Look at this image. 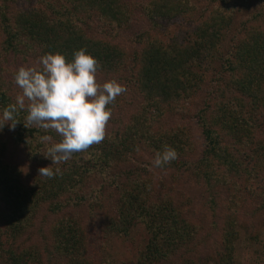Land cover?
<instances>
[{
	"label": "trees",
	"instance_id": "1",
	"mask_svg": "<svg viewBox=\"0 0 264 264\" xmlns=\"http://www.w3.org/2000/svg\"><path fill=\"white\" fill-rule=\"evenodd\" d=\"M9 1L0 0L4 54L30 55L39 48L42 53L35 57V62L47 53H60L67 62L72 60L74 51L84 48L98 60V70L111 73L116 69L129 70L128 83L142 98L137 106L130 103L134 104L131 115L124 123L114 122L116 126L106 131L99 144L74 153L60 166L50 164L59 167L61 174L51 179L39 178L44 189L35 198L42 196L47 200V192L52 191L53 195L67 192L71 201L57 203V209L61 210L85 195L92 201L91 209L101 210L107 204L105 195L109 199L107 189L110 191L113 185L115 191L108 205L112 215L105 217L109 230L126 234L137 222L143 223L150 238L136 264H174L169 259L178 247L192 243L197 234L194 226L169 193L161 194L153 188L149 177L135 171L119 181L112 168L136 149L156 156L167 146L175 150L177 158L160 169L172 170L176 176L187 173L199 180L211 198L210 205H216L218 186L226 187L231 195L226 198L225 211L218 217L222 237L215 261L234 264L239 208L251 200L264 209V0H258L259 9L239 24L233 35L236 40L226 52L222 51L225 36L222 30L229 27L231 14L242 0H207L198 13L190 0H38L40 7L23 9L13 16L7 10ZM184 15H195L194 27L184 34H168L165 23ZM247 20L253 25L247 27ZM132 23L144 26L131 35L133 47L128 63L114 40L121 29ZM23 64L21 67H41L29 65L26 59ZM206 80L209 87L195 112L202 148L195 152L185 125L167 128L159 120L166 114L183 111L184 102L194 99ZM6 90L0 85L1 113L16 103ZM27 101L25 109L15 116L21 140L30 144L47 135L55 143L60 142L55 130L34 124L24 126ZM106 107L112 112L114 104ZM39 148L42 147L38 142L33 149ZM37 158L45 160L43 154ZM100 175L104 179L100 185L86 184L88 177L94 180ZM225 175L231 176L230 180ZM0 182H8L7 177L0 174ZM8 185L10 182L0 192ZM29 199L24 193H15L9 203L21 211H34L36 204L32 205ZM25 216L0 209V252L6 258L4 264H29L32 258V253L12 248L25 228ZM55 230L54 252L62 262L58 264H89L80 225L74 220H60ZM100 251L97 246L92 248L94 258H98Z\"/></svg>",
	"mask_w": 264,
	"mask_h": 264
},
{
	"label": "rangeland",
	"instance_id": "2",
	"mask_svg": "<svg viewBox=\"0 0 264 264\" xmlns=\"http://www.w3.org/2000/svg\"><path fill=\"white\" fill-rule=\"evenodd\" d=\"M190 1L197 8L195 13H198V9L205 6L207 2V0ZM40 5L38 0H10V8L7 10H10L9 14L13 16L23 9L38 8ZM259 7L258 0H242L241 6L235 8L234 13L231 14L232 19L229 27L222 30L225 33L222 51L226 52L231 49L236 40L233 35L237 31V27L245 19H248L252 11L259 9ZM135 11L138 12V9ZM194 16L184 15L177 17L173 22L165 23L168 34H184L190 31L195 25L193 22ZM252 25L253 23L248 21L247 27ZM142 26H144L142 23H132L124 27L114 40L118 47L124 51L125 55L123 57L128 63L132 56L130 54H132L133 47L131 35L137 33L138 28ZM92 33L90 35L94 34ZM94 35L103 36L100 33ZM4 38L5 34L2 32L0 24V85L3 90L6 88L5 92L13 101H16L17 96L22 94V89L15 82L17 70L21 67V63L24 65L23 60L25 59L29 65L40 66L39 62H35V57L42 52L39 51V48H36L30 55L21 52H16L14 55L4 54ZM129 77L130 72L127 69H116L115 73L97 70L96 80L98 83L103 84L106 81L115 80L126 88V91L113 102L114 107L106 124L105 133L108 129L116 126L114 122L124 123L126 118L131 115L134 104L137 106L142 101L135 88L128 83ZM207 83L206 80L202 90L194 99L184 102L183 111L181 109L179 112L166 114L159 120L160 124H166L167 128H175L176 126L182 128L185 125L187 136L192 139L195 152L202 148L201 129L196 122L195 112L202 105V98L209 87ZM130 103L134 104L130 105ZM0 115H2L1 112ZM19 127L16 124L14 130H9L8 126L5 125L0 130V174L8 179V182H0V188L10 182V185L0 192V209L2 211L6 209L17 211L21 215H26L24 219H27L24 222L25 228L22 229L23 231L21 230V235L16 239L12 248L17 252L23 249V252L32 253V258L28 261L29 264L62 263L57 260V253L54 252L53 237L57 234L55 226L60 220H74L80 225L85 238L89 264H136L138 256L145 249L150 235L141 222L131 226L126 234L109 230L108 218L105 217L112 215L108 205L112 201L111 193L115 191L112 190L113 185L110 187V191L107 189L106 193L109 199L105 195L107 204L104 203L105 206L101 210L97 208H92L94 209L92 210L90 206L92 201L87 200L85 195L84 198H80L79 202L76 200L73 204L63 206L61 210L57 209V203L71 201L67 192L59 191L55 195L52 191L47 192V200H44L42 196H40L41 199L40 197L35 198V194L39 193L42 188L44 189L42 185H39V178H42V176L39 175L38 169L51 167L50 164H52L50 159L45 158V160H42V158L37 157L46 153L47 148L55 142L51 138L49 141L39 139L26 144L21 140V135H18ZM38 142L42 148L35 151L33 147ZM154 159V154L142 148L136 149V151L130 152L126 156L125 161L116 163L112 168L115 176L120 179L119 181H124L127 175L130 177L132 172L135 171L144 174V177H149L153 182V188L160 191L161 194L169 193L172 199H175L176 204H178L177 207L185 216V219L190 225L194 226L197 233L194 240L188 245L186 243L182 247H178L175 255L169 259L172 263L217 264L215 261L218 252L217 244L220 243L222 237L219 236L221 224L218 217L225 211L224 206L228 203L226 198L229 192L225 190L226 187H216L218 191L215 199L216 205H210L211 198L208 197L199 180L187 173L176 176L172 170H162L153 165ZM225 177L230 180L231 176L227 177L225 175ZM44 178L46 179V177ZM102 179L101 175L94 178V180L93 177H88L86 184L93 183L98 186L101 184ZM232 182L234 183V180ZM238 182H241V180ZM52 188L55 190L54 186ZM33 192L34 195L31 197L30 194ZM15 193H24L28 196L32 205L36 204L35 212L21 211L9 203V199ZM91 197H89L90 200ZM239 210L240 224L237 227L239 234L234 242V264H264V209H260L254 201L249 200ZM215 222L216 225H214ZM200 232H202V235ZM95 246L101 248L98 258H94L95 255L92 252V248H95ZM5 261L6 258H2L0 252V264H4Z\"/></svg>",
	"mask_w": 264,
	"mask_h": 264
},
{
	"label": "clouds",
	"instance_id": "3",
	"mask_svg": "<svg viewBox=\"0 0 264 264\" xmlns=\"http://www.w3.org/2000/svg\"><path fill=\"white\" fill-rule=\"evenodd\" d=\"M40 68L20 67L15 74V82L22 89L16 103L8 105L0 115V130L5 125L14 130L19 110L27 107L25 124L38 125L52 129L61 137L60 142L48 147L43 153L51 165L62 164L72 158L74 153L86 151L91 145L99 144L105 138L106 124L111 116L112 104L126 88L115 80L100 84L96 73L98 60L81 48L73 52L71 61L60 54L47 53L40 57ZM42 141L51 140L50 136L41 137ZM177 158L174 149L165 146L158 152L153 165L160 167L174 162ZM39 175L51 179L60 175L61 169L41 167Z\"/></svg>",
	"mask_w": 264,
	"mask_h": 264
}]
</instances>
